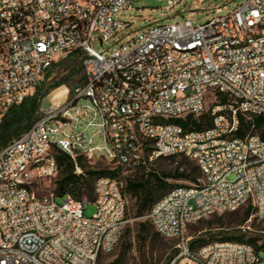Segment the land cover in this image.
Here are the masks:
<instances>
[{
  "label": "built area",
  "instance_id": "built-area-1",
  "mask_svg": "<svg viewBox=\"0 0 264 264\" xmlns=\"http://www.w3.org/2000/svg\"><path fill=\"white\" fill-rule=\"evenodd\" d=\"M181 3L168 0L170 8ZM226 6L203 23L150 19L134 32L121 18L133 0H0V120L36 92L61 54L80 51L86 75L0 151V264H100L120 243L128 222L122 179H98L93 217L88 197L59 203L54 189L36 192L34 175L59 173L54 147L126 170L188 156L202 177L168 191L145 216L179 241L169 264H264L252 245L211 241L193 250L188 235L199 220L249 205L247 222L264 221V140L238 135L241 115H264V0L220 15ZM95 42L117 47L97 50ZM205 112L212 124L202 129L167 122Z\"/></svg>",
  "mask_w": 264,
  "mask_h": 264
},
{
  "label": "rangeland",
  "instance_id": "rangeland-1",
  "mask_svg": "<svg viewBox=\"0 0 264 264\" xmlns=\"http://www.w3.org/2000/svg\"><path fill=\"white\" fill-rule=\"evenodd\" d=\"M242 0H182V3L175 8H170L168 0H133V9L122 13L121 18L133 22L132 30L139 31L142 26L149 24L150 19H157L159 22L172 23L183 19V16H189L195 24L203 23L212 18L218 13L213 12L214 8L227 4L226 8L220 12V15H224L229 12L235 5ZM130 30L129 32H132ZM94 47L97 50H113L117 47V44L111 42L110 44L101 45L99 42L94 43ZM67 54H61L58 56L57 61L64 60V66L56 68L54 76H57L56 80H70V84H64L61 87L52 90L42 101L41 113L48 109L53 100L58 101L60 98L66 99L67 97L75 93L74 90L84 83L85 71L84 69L77 75L69 79V70L71 59H68ZM56 61V62H57ZM53 78V77H52ZM51 78V79H52ZM50 79V80H51ZM48 80V82H50ZM44 84V81L40 83V86ZM50 85V83H48ZM63 92H65L63 94ZM61 94V95H60ZM87 100L82 99L81 103H85ZM66 101H64L65 103ZM252 115H246V119H251ZM96 129H91L92 133ZM251 133H258L256 129H252ZM96 143L102 145L104 140L102 136H98ZM52 153H54L52 151ZM186 155L170 156L167 158H158L152 160L147 170L151 172L159 173H176L179 166H183ZM93 165H107L112 168H120V178L126 183L129 178H137L143 171L142 168L134 170H126L123 167H119L115 162L107 160L104 157H96L92 160ZM60 174L52 179H38L34 175V189L40 195H43L51 189H55L56 181ZM170 184L177 185H190L192 182L181 179H168ZM128 198V222L125 225L124 231L121 236V241L112 253L103 254L100 258V264H165L168 258L172 255L176 256L179 252L177 239L168 238L163 235L156 236L154 234L155 228L152 232H145L142 228V223L149 221L145 216L136 215V198L132 194L125 190ZM61 197L58 198V202H62ZM95 198H92L86 209V215L93 217L97 212L95 204ZM248 206H245L235 212L217 213L209 216L208 218L197 221L191 224L188 235L191 238V242L198 240H218L226 232H239L242 229L241 226H245V231L250 234H256L264 230V221H254L252 224L247 220L242 221ZM250 226V228H248ZM244 230V229H243ZM264 257V253H262Z\"/></svg>",
  "mask_w": 264,
  "mask_h": 264
},
{
  "label": "trees",
  "instance_id": "trees-1",
  "mask_svg": "<svg viewBox=\"0 0 264 264\" xmlns=\"http://www.w3.org/2000/svg\"><path fill=\"white\" fill-rule=\"evenodd\" d=\"M68 59H71L69 70V79H71V77L77 75L84 69L82 53L78 50L72 51L69 53ZM61 66H64V60L55 62L52 69L45 76L43 80L44 84H42V86L39 85L36 92L27 97L23 102L12 106L1 118L0 151L10 142L25 134L37 122L41 116L42 101L52 90L64 84H70V80H56L57 76H54L57 75L55 74L56 68H60ZM48 80H50V82H48ZM85 80L86 75L84 76V83ZM48 83H50V85ZM225 99L226 97H223V100ZM167 122L177 123L187 130H198L211 125L212 116L210 112H205L199 116L189 114L184 118H170ZM253 128L258 131L257 134L264 140V115H254L251 119H246V115H241V126L238 135L244 137ZM53 152L60 168L58 173L60 176L56 181L54 189L59 197L64 198L68 195H72L78 199L88 197L91 200L96 197L95 190L98 179L102 177L121 179L120 168H112L102 164L93 165L92 160L96 157L91 158L80 152L73 157L59 147H54ZM147 166L148 165H143L138 167L143 169L142 173L137 178L127 179L124 188V191H129L132 196L136 198V215L141 217L146 216L155 203L168 191L175 187L182 186L170 184L168 179H181L195 184L198 182L199 178L202 177L200 166L191 158H186L183 166H179L176 173L151 172L147 170ZM119 167L121 166L119 165ZM78 169H80L81 172H79ZM252 213L253 207L249 205L243 215L242 221L248 220ZM142 228L145 232H152V229L155 227L149 220L142 223ZM154 234L158 237L161 236L157 230H155ZM197 241L198 240H194L191 242L193 250H197L200 246L211 241H234L252 245L258 252L264 253V230L256 234H250L248 231L241 229L239 232L233 231L223 233L222 237L218 240ZM173 258L174 255L170 256L165 264H169Z\"/></svg>",
  "mask_w": 264,
  "mask_h": 264
}]
</instances>
